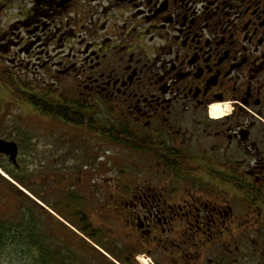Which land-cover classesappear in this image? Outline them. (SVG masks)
<instances>
[{
	"label": "flooded vegetation",
	"instance_id": "obj_1",
	"mask_svg": "<svg viewBox=\"0 0 264 264\" xmlns=\"http://www.w3.org/2000/svg\"><path fill=\"white\" fill-rule=\"evenodd\" d=\"M12 80L158 144L162 187L55 211L81 264H264V0H0V110L55 118Z\"/></svg>",
	"mask_w": 264,
	"mask_h": 264
},
{
	"label": "rangeland",
	"instance_id": "obj_2",
	"mask_svg": "<svg viewBox=\"0 0 264 264\" xmlns=\"http://www.w3.org/2000/svg\"><path fill=\"white\" fill-rule=\"evenodd\" d=\"M6 103L0 138L17 144L19 166L0 155V264H81L80 241L57 213H65L73 194L97 203L114 194L112 204L118 189L162 187L163 164L101 134L100 126L115 124L112 116L93 115L88 127ZM54 219L66 224L52 229Z\"/></svg>",
	"mask_w": 264,
	"mask_h": 264
},
{
	"label": "trees",
	"instance_id": "obj_3",
	"mask_svg": "<svg viewBox=\"0 0 264 264\" xmlns=\"http://www.w3.org/2000/svg\"><path fill=\"white\" fill-rule=\"evenodd\" d=\"M12 86L14 87V85L16 86L17 83L15 81L12 80ZM15 90V95H18L19 98H22L23 101H26L30 104H32L34 106V108H41L40 110L44 113V114H48L50 116H53L55 118L61 119L63 121V123H67V124H75V125H86L88 127H92V125L94 124V116L90 115L86 112V110H81L79 112H75L74 110H71L70 108H65L63 106H59L58 103L54 104V105H50V102L45 103L42 102L41 100H38V98L35 97H28L26 95V92H24V94L21 96H19V93H17V89L14 87ZM112 125V124H111ZM104 126H100V128L102 129L100 132L101 134H103L104 136L110 138L111 140L117 142V143H121L125 146H128L129 148L132 145V138L126 133L121 131L120 129H118L116 126H110L107 129L103 128ZM158 144L154 145L151 144V146L149 147H142V146H136L133 147L134 149L137 150H141V151H148L152 154H154L155 156H158L160 158V155L158 153ZM163 164V161H162ZM7 171V169H6ZM11 175L12 173L10 171H8ZM13 177V175H12ZM14 179H16L15 177H13ZM24 187L26 189H29V187L24 184ZM57 225H60V223L56 222ZM2 231L0 230V234L2 235ZM32 249L34 251H36L37 246L36 244L32 245ZM48 257H50V254L48 255ZM39 260H43V257H40ZM36 264H40L39 261L36 262Z\"/></svg>",
	"mask_w": 264,
	"mask_h": 264
},
{
	"label": "water",
	"instance_id": "obj_4",
	"mask_svg": "<svg viewBox=\"0 0 264 264\" xmlns=\"http://www.w3.org/2000/svg\"><path fill=\"white\" fill-rule=\"evenodd\" d=\"M0 154L6 156L15 167H18L17 155L18 147L13 141H7L0 138Z\"/></svg>",
	"mask_w": 264,
	"mask_h": 264
},
{
	"label": "bare ground",
	"instance_id": "obj_5",
	"mask_svg": "<svg viewBox=\"0 0 264 264\" xmlns=\"http://www.w3.org/2000/svg\"><path fill=\"white\" fill-rule=\"evenodd\" d=\"M220 110L219 109H212V115H213V117H218L219 116V114H220Z\"/></svg>",
	"mask_w": 264,
	"mask_h": 264
}]
</instances>
